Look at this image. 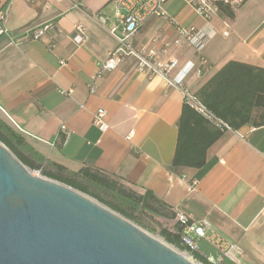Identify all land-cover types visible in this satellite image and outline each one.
I'll use <instances>...</instances> for the list:
<instances>
[{"label":"crops","instance_id":"0c3cea01","mask_svg":"<svg viewBox=\"0 0 264 264\" xmlns=\"http://www.w3.org/2000/svg\"><path fill=\"white\" fill-rule=\"evenodd\" d=\"M0 8L8 13V34L0 37V117L36 171L56 179L90 169L117 179L173 215L205 221L238 247L224 255L234 264H264V127L225 129L203 167H174L184 93L161 77L149 79L134 59L110 71L103 66L119 45L114 0H0ZM165 8V18L140 28L136 46L161 50L179 39V27L212 36L203 51L184 42L159 52L163 62L178 61L174 75L195 66L184 89L197 93L229 63L264 69V0H244L232 16L210 22L184 0ZM48 23L44 38L31 39V30ZM80 23L88 40L78 47L72 36ZM100 109L106 131L93 123ZM197 248L199 261L220 255L205 239Z\"/></svg>","mask_w":264,"mask_h":264},{"label":"water","instance_id":"95a60500","mask_svg":"<svg viewBox=\"0 0 264 264\" xmlns=\"http://www.w3.org/2000/svg\"><path fill=\"white\" fill-rule=\"evenodd\" d=\"M0 264L195 263L89 195L35 175L0 141Z\"/></svg>","mask_w":264,"mask_h":264},{"label":"trees","instance_id":"16d2710c","mask_svg":"<svg viewBox=\"0 0 264 264\" xmlns=\"http://www.w3.org/2000/svg\"><path fill=\"white\" fill-rule=\"evenodd\" d=\"M229 14L232 16L230 12ZM194 95L217 119L226 123L232 130H239L247 124L264 127V69L238 62L229 63ZM222 132L224 131L204 118L184 100L178 123L179 138L173 166L196 169L203 167L206 164L209 147L221 137ZM0 141L16 154L25 166L35 170L33 162L20 153L21 147H24L23 151L28 150L24 142L15 129L1 117ZM51 179L93 196L111 210L138 224L140 222L138 215L159 216L167 220H171L174 216L151 194L140 195L125 187L117 179H111L90 169H84L80 173L70 172L66 177ZM176 229L178 232L182 230L180 226H176ZM160 235L170 246L185 252L190 251L189 248L181 245L180 234L162 228ZM191 254L199 261L195 251ZM218 256L220 255H216ZM222 261V264H234L224 256ZM199 262L211 264L204 260Z\"/></svg>","mask_w":264,"mask_h":264},{"label":"built area","instance_id":"2783aa9c","mask_svg":"<svg viewBox=\"0 0 264 264\" xmlns=\"http://www.w3.org/2000/svg\"><path fill=\"white\" fill-rule=\"evenodd\" d=\"M32 1V0H27ZM169 0H114L116 9V25L112 29L113 35L118 39L119 45L116 49L111 51L108 59L103 63V66L110 70L117 69L119 65L123 64L128 59H134L138 65V70L146 75L149 79L158 76L165 79L169 87L177 89L182 88L185 100L198 111L204 118L212 121L219 129H231L226 123L217 119L214 114L202 105L197 97L188 90L183 88L184 81L190 72L193 71L195 66L185 70H180L179 73L174 75L179 69L178 61L170 58L166 62L159 59V52L166 54L169 48H179L184 42L195 47L198 51H203V48L208 43L212 36L207 35L203 30L196 27L186 29L179 27V39L173 43L166 41L161 50L156 44L151 46H136L135 36L140 28L146 24L151 18H165L167 11L165 4ZM189 7L194 9L204 21L210 20L221 13L230 12L234 14L242 5L244 0H184ZM8 13L0 8V37L8 34V29L5 26V21ZM105 23V19L101 20ZM52 23L44 24L31 30L30 37L33 40L44 38L49 31L52 30ZM75 34L72 36L73 42L76 46L83 45L88 39L86 35V28L83 24H76ZM225 35H229L227 32ZM106 111L100 109L94 115L93 123L102 131L108 129L107 123L104 119ZM35 175L41 176V171H34ZM174 223L168 230L175 234H180L181 245L187 247L190 251H196L200 239L207 240L213 248L215 247L220 256H218L212 264H220L222 258L228 253L230 249H237L235 244L225 240L219 233L212 231L205 221L195 222L190 220L187 214L176 211L174 215ZM176 226L181 227V232H178ZM190 251H186L192 259L194 258ZM185 254V255H186ZM196 261V260H195Z\"/></svg>","mask_w":264,"mask_h":264},{"label":"rangeland","instance_id":"374dc122","mask_svg":"<svg viewBox=\"0 0 264 264\" xmlns=\"http://www.w3.org/2000/svg\"><path fill=\"white\" fill-rule=\"evenodd\" d=\"M28 167V166H26ZM29 168V167H28ZM33 172L35 171L34 169L30 168ZM41 176H44V174L41 173ZM86 194V193H85ZM89 195V194H86ZM90 197H92L93 199H95L96 201H98L96 198H94L93 196L89 195ZM100 202V201H98ZM102 203V202H101ZM108 207V206H107ZM109 208V207H108ZM138 220L140 221L139 224L136 223L140 228L144 229L146 232L150 233L151 235L155 236V237H159L162 241L166 242L165 239L163 238L162 235H160V231L162 228H171V225H173L174 220H167L164 219L162 217L156 216H150V215H138ZM177 249V248H175ZM181 253H183L184 255L186 254L185 251H182L180 249H178ZM193 260H196L195 258H193ZM213 262V261H212ZM223 262V261H222ZM222 262L220 264H222ZM199 263V262H198ZM212 264V263H211Z\"/></svg>","mask_w":264,"mask_h":264},{"label":"bare ground","instance_id":"6f19581e","mask_svg":"<svg viewBox=\"0 0 264 264\" xmlns=\"http://www.w3.org/2000/svg\"><path fill=\"white\" fill-rule=\"evenodd\" d=\"M156 238H159V237H156ZM160 239V238H159ZM185 257H187L190 261L194 262L195 264H201V263H198L196 262L195 260H193L189 255H185Z\"/></svg>","mask_w":264,"mask_h":264}]
</instances>
